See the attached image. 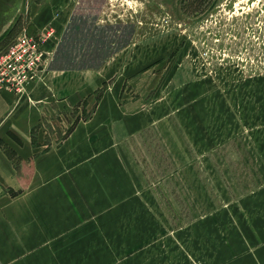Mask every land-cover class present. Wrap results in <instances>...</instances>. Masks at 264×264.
<instances>
[{
    "label": "rangeland",
    "instance_id": "rangeland-1",
    "mask_svg": "<svg viewBox=\"0 0 264 264\" xmlns=\"http://www.w3.org/2000/svg\"><path fill=\"white\" fill-rule=\"evenodd\" d=\"M46 1L23 0L0 52L34 32ZM69 12L60 65L109 79L44 122L47 150L118 82L127 120L147 125L61 192L71 206L47 207L69 227L47 244L63 258L88 248L93 264H264V0H71Z\"/></svg>",
    "mask_w": 264,
    "mask_h": 264
},
{
    "label": "crops",
    "instance_id": "crops-1",
    "mask_svg": "<svg viewBox=\"0 0 264 264\" xmlns=\"http://www.w3.org/2000/svg\"><path fill=\"white\" fill-rule=\"evenodd\" d=\"M70 3L46 1L35 16L32 34L52 25L60 40L71 14ZM58 46L54 41L46 46L56 52L55 60L44 72L43 81L31 87L32 101L0 91V264H93L92 258L88 260L93 252L88 248L80 253L70 249L63 258L66 248L47 244L69 228L67 217L65 221L62 216L48 215L47 207L61 206L62 200L71 206L70 199L60 198L61 192L77 190V184L91 182L94 172H104L98 170V160L110 159V145L147 125L133 119L139 115L127 120L130 116L118 82L117 87L107 89L94 116L81 120L63 144L47 150L44 122L91 99L109 79L108 73L60 65ZM11 191L20 192L14 197L9 196ZM261 223L256 226L247 219L245 229L256 234ZM235 230L240 229L236 226ZM239 236L247 245L246 238Z\"/></svg>",
    "mask_w": 264,
    "mask_h": 264
},
{
    "label": "built area",
    "instance_id": "built-area-1",
    "mask_svg": "<svg viewBox=\"0 0 264 264\" xmlns=\"http://www.w3.org/2000/svg\"><path fill=\"white\" fill-rule=\"evenodd\" d=\"M50 41H61L54 26L49 25L37 34L24 28L12 45L0 52V91L12 92L18 100L32 101L31 87L43 81L44 72L55 60L56 52L46 47Z\"/></svg>",
    "mask_w": 264,
    "mask_h": 264
},
{
    "label": "water",
    "instance_id": "water-1",
    "mask_svg": "<svg viewBox=\"0 0 264 264\" xmlns=\"http://www.w3.org/2000/svg\"><path fill=\"white\" fill-rule=\"evenodd\" d=\"M23 0H0V37L13 25Z\"/></svg>",
    "mask_w": 264,
    "mask_h": 264
},
{
    "label": "trees",
    "instance_id": "trees-1",
    "mask_svg": "<svg viewBox=\"0 0 264 264\" xmlns=\"http://www.w3.org/2000/svg\"><path fill=\"white\" fill-rule=\"evenodd\" d=\"M1 38V37H0Z\"/></svg>",
    "mask_w": 264,
    "mask_h": 264
}]
</instances>
